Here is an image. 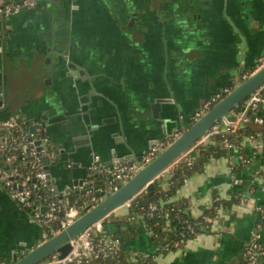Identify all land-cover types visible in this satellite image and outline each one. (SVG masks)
Returning a JSON list of instances; mask_svg holds the SVG:
<instances>
[{
	"label": "crops",
	"instance_id": "0c3cea01",
	"mask_svg": "<svg viewBox=\"0 0 264 264\" xmlns=\"http://www.w3.org/2000/svg\"><path fill=\"white\" fill-rule=\"evenodd\" d=\"M181 2L38 0L0 18V121L45 122L56 151L48 159L51 183L60 193L80 190L95 155L106 165L113 158L132 163L167 146L208 100L264 64V0H199L197 8ZM157 100L160 117L152 109ZM241 143L255 153L253 142ZM241 159L229 148L167 200H187L192 217L216 198L227 202L209 232L164 250L139 217L130 223L135 228L127 223L129 240L121 234L123 249L153 253L154 264H243L254 230L264 245V167L254 161L235 169ZM128 214L120 206L112 224ZM43 241L40 224L0 183V261L10 264Z\"/></svg>",
	"mask_w": 264,
	"mask_h": 264
},
{
	"label": "built area",
	"instance_id": "2783aa9c",
	"mask_svg": "<svg viewBox=\"0 0 264 264\" xmlns=\"http://www.w3.org/2000/svg\"><path fill=\"white\" fill-rule=\"evenodd\" d=\"M37 2L38 0H0V18L8 19L23 8L35 7ZM2 50L3 46L0 43V51ZM220 98L221 94L213 96L204 104L203 109H209ZM261 105H264V85L243 102L242 110H239L235 119L225 118L223 122H219L211 127L195 144L159 173L155 177L154 182L158 181L164 191L169 189L173 184L171 180L172 176L179 164L183 162L193 164L198 150L203 145L212 143L213 138L216 136H220L223 139L226 147H233L229 143L228 135L236 132L242 126L241 124L247 123L248 113L257 110ZM201 114L202 111L197 114V118ZM21 122L22 120L17 118L0 121V183L10 189V196L14 200L26 209H29L32 217L42 227L44 241L51 237L50 234L59 233L69 226L80 214L94 206L103 194L112 192L118 186L128 181L166 147V144L153 146L140 159L132 163H125L113 158L111 164L106 165L100 160L98 155H95L87 178L82 182L80 190L75 193L76 197L71 201L69 199L70 193H60L48 177L44 158L47 157L49 159L51 155L53 156V153L50 156L49 153H45L44 151L40 153L37 149L38 146L35 144L36 140L42 139V134L40 133L42 132V124L38 121L33 122L35 131L31 132ZM256 122L262 124L263 118L257 117ZM223 123L225 127H223ZM29 137H32V139L29 140ZM243 138L253 142L256 148L255 153L247 160V163L250 164L257 161L263 166L264 161L258 158V152L263 144L261 137L246 135ZM16 141L17 145H14ZM42 144L43 146L45 144L48 146L50 144L49 138L44 136ZM10 149H14V151H10ZM15 149L18 150L15 151ZM8 151L9 153L3 159V155ZM18 156L23 158L24 164L28 165V169H25V166L23 168H13ZM9 165H12L11 169ZM103 173L105 175L101 176ZM99 181H102L103 184L100 185ZM39 191L46 192L47 195H53L55 199L47 202L44 199L40 203L37 201L38 197L41 196ZM147 193V188L143 187L122 206L130 210L134 202ZM169 198L160 199L159 203H151L147 208L142 207L143 213L139 217L145 229L154 235L158 242L164 241L161 245L162 249L176 250L182 248L189 239H179L173 243L166 242L167 237L157 235L155 229L161 226V229L165 232L170 230L172 228V212H179L183 209L188 213L190 206L176 209L175 204H168L167 200ZM215 200H220V198H216ZM113 212L93 223L79 233L76 238L71 239V250L66 256L61 258L60 253L55 252L39 264H121L124 252L122 239L108 229V226L113 221ZM203 216L207 226L211 228L216 217L210 215ZM139 217L132 216L130 220L134 221ZM153 218L156 220L155 223L149 225L146 220ZM160 222H164L163 225ZM187 222L188 220L186 219L185 223ZM187 230L195 234L194 237L201 234L196 233L192 227L187 228ZM181 236L182 238L184 237V235ZM262 254H264V245L260 241V232L259 230H254L253 238L245 250L243 264H257ZM155 258L156 255L150 252L129 255V259L134 264H154ZM0 264L6 263L0 261Z\"/></svg>",
	"mask_w": 264,
	"mask_h": 264
},
{
	"label": "water",
	"instance_id": "95a60500",
	"mask_svg": "<svg viewBox=\"0 0 264 264\" xmlns=\"http://www.w3.org/2000/svg\"><path fill=\"white\" fill-rule=\"evenodd\" d=\"M193 2L194 4L190 5V1H188V8H197L196 4L198 5L199 0H193ZM263 85L264 64L256 69L247 79L235 85V87L222 97L215 105L206 110L198 119L193 121L186 130L170 142L160 153H158L149 163L135 173L128 181L118 186L112 192L103 194L94 206L80 214L69 226L59 233L52 235L36 247L28 249L25 254L15 256L10 264H39L55 252H59L61 258L66 256L71 250V239L76 238L79 233L84 231L93 223L122 206L143 187H146L149 194H152L155 186L154 179L159 173L173 163L184 151L195 144L215 124L223 122L225 118L235 119L236 116L232 117V114L236 110H242L243 102ZM162 103L163 101L157 100L152 105L155 117H160ZM241 125L244 126L245 123ZM223 127H225L224 123ZM30 131L34 132L35 128L31 126ZM40 133L42 134V139H38L35 142L38 146V151L42 153L43 150L48 149L45 153L56 152L51 146H43L42 143L45 135L43 134V131ZM31 139L32 137H29V140ZM44 160L45 169L47 170L48 177L51 180L52 176L49 160L47 157L44 158ZM58 161H61V157H57V163ZM62 167L65 168L66 165H62ZM104 175L105 173L101 174V176ZM98 183L100 185L103 184L102 181H99ZM70 191L71 190H68L67 192ZM27 210L29 211V209ZM127 223L128 222L125 221L119 224H110L108 229L110 231H118L119 237L123 234L124 239L129 240L130 236L127 232Z\"/></svg>",
	"mask_w": 264,
	"mask_h": 264
},
{
	"label": "trees",
	"instance_id": "16d2710c",
	"mask_svg": "<svg viewBox=\"0 0 264 264\" xmlns=\"http://www.w3.org/2000/svg\"><path fill=\"white\" fill-rule=\"evenodd\" d=\"M254 71L255 70H253L251 73H253ZM250 75L251 74H248L245 77H242L240 81L241 82L244 81ZM234 87H235V84L230 85L227 90H225L223 93H221V98L224 97ZM219 100L215 101L210 106V108L213 105H215ZM206 110H208V109H206ZM257 117L263 118L262 124L256 122ZM246 135H254V136H260L261 137L263 144L261 146V149L258 152V158H260L264 161V105H261L255 111H250L248 113V122L245 123L244 126H241L240 128H238V130L236 132L228 135L229 143L232 146L236 147L238 149V151H240L242 153V159L240 161V164L235 163V166H236L235 169L239 168V167H237L238 165L239 166L247 165L248 164L247 160H249L252 157V152H249L248 149H246L241 143L243 137ZM213 139L215 140V143L205 144L202 146V148H200L198 150V152L196 154L195 162L193 164H187V162H183V163L179 164V166L174 171V174H173L172 179H171L173 184L169 189L164 191L162 189V187L160 186L159 182L156 181L152 194H149V192H148L144 196L139 197L134 202V204L130 208L129 214L127 216L128 225L130 228H135L134 227L135 225L134 226H133V224L130 225V223H133L130 220L131 217L132 216L139 217L143 213V210L141 209L142 207L147 208L151 203H159L160 199H167L168 197H171L172 195H174L176 193L177 189L185 182V180L188 177H190L191 175H193L197 172L203 171L205 164L208 163L211 159H214V158H217L220 156H226L229 153V148L224 145L223 139L220 136H216ZM14 145H17V141L14 142ZM17 150L18 149H15V151H17ZM10 151H14V149H10ZM8 153H9V151L7 153H5V155H3V159L6 157V155ZM9 166H11V167H9L11 169L12 165H9ZM23 167L25 169H28V165L24 164L23 158L18 156V159L15 161L13 168H23ZM263 167H264V162H263ZM261 173L264 174V170L261 171ZM39 194L41 196L38 197L37 201L40 203L44 199H45V202H47L51 199H55V197H53V195H50V194L47 195L46 192L44 193L43 191H39ZM75 197H76L75 193H72L69 195V199L71 201ZM222 203H227V202H224L223 200H215L211 206L203 209L202 215H200L199 217H192V216H190L189 213L185 212V210H183V209L180 210L179 212L174 211V212H172V217H171L172 228L165 232L161 229V226H160V227H157L155 229V233L157 235L166 236L167 237L166 242H170V243L172 242L173 243L174 241L179 240V239L187 240V239L193 238L195 234L190 233V230H187V228H190V227H192L196 233L197 232L198 233L209 232L210 228H209V226H207V223L204 220L203 215H210L212 217H216L217 216V209ZM174 204H175L176 209H178L179 207L184 208L185 206H190V203L187 200L179 202V203H174ZM186 219L188 220L187 223H185ZM146 221L149 225H152L153 223H155L156 220H155V218H153L151 220L147 219ZM163 223H161V225H163ZM50 235L52 236L53 234H50ZM181 235H184V237L182 238ZM156 240H157V238H156ZM157 242H158V240H157ZM163 242L164 241L158 242V245L159 244L161 245ZM129 255H130L129 252L124 250V252L122 254L121 264H134L129 259ZM149 262L151 263L150 260H149Z\"/></svg>",
	"mask_w": 264,
	"mask_h": 264
},
{
	"label": "flooded vegetation",
	"instance_id": "af4514ba",
	"mask_svg": "<svg viewBox=\"0 0 264 264\" xmlns=\"http://www.w3.org/2000/svg\"><path fill=\"white\" fill-rule=\"evenodd\" d=\"M183 1V7L185 8H187L188 7V1H190V5H192L191 4V0H182ZM194 3V2H193ZM221 94V93H220ZM217 95V94H216ZM215 95V96H216ZM203 111H205L204 109L202 110V112ZM38 122H39V120H37ZM28 122V123H27ZM33 122H36V121H30V120H24V121H22L21 123L23 124V125H25L24 127L26 128V129H28V130H30V128L29 127H31V126H33ZM40 123L42 124V123H45V122H42V121H40ZM34 127V126H33Z\"/></svg>",
	"mask_w": 264,
	"mask_h": 264
},
{
	"label": "rangeland",
	"instance_id": "374dc122",
	"mask_svg": "<svg viewBox=\"0 0 264 264\" xmlns=\"http://www.w3.org/2000/svg\"><path fill=\"white\" fill-rule=\"evenodd\" d=\"M117 217H119V219H122L123 217H120V216H117ZM135 223V222H134ZM125 242V241H124Z\"/></svg>",
	"mask_w": 264,
	"mask_h": 264
}]
</instances>
